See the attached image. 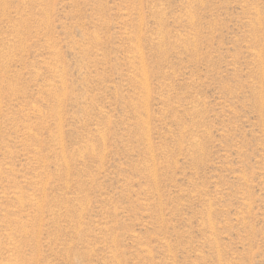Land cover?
<instances>
[{
  "label": "rangeland",
  "instance_id": "rangeland-1",
  "mask_svg": "<svg viewBox=\"0 0 264 264\" xmlns=\"http://www.w3.org/2000/svg\"><path fill=\"white\" fill-rule=\"evenodd\" d=\"M0 264H264V0H0Z\"/></svg>",
  "mask_w": 264,
  "mask_h": 264
}]
</instances>
